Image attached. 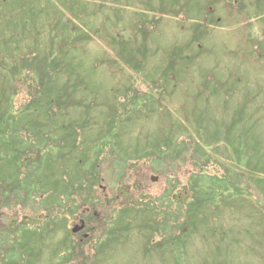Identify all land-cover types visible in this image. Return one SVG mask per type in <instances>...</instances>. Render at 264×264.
<instances>
[{"label": "rangeland", "instance_id": "1", "mask_svg": "<svg viewBox=\"0 0 264 264\" xmlns=\"http://www.w3.org/2000/svg\"><path fill=\"white\" fill-rule=\"evenodd\" d=\"M190 1L192 2L189 5H182L181 1L182 7L176 5L174 8L176 12L180 9L185 14L188 11L187 16L170 13L171 16L162 15L161 17L158 12L150 14L145 12L146 6H150V3L154 10L162 7L159 0H0V101L3 98L7 100L11 95L8 91V84L11 83L8 72L13 66L12 61L23 62L25 68L35 63L27 69L30 78L24 79L20 84L33 88L30 85L35 84L30 83L31 71L36 84L39 82L41 72L38 70L37 62L42 59V56L37 57L35 53H29L30 51L24 47L25 43L29 46L34 44L28 38L39 40L40 54L46 55L53 50L51 59L59 55V48L65 46L63 44L67 43L68 46L69 42L72 49H68L66 59L72 61L76 83L86 84V87L84 90H75L71 98L72 105L65 110L66 117L63 123L75 122V129L74 127L72 129L79 135L77 144L80 148L87 147L86 142L94 140V136L99 132L105 134L102 126L107 127L105 123L108 122L105 121L114 114H118L114 105L125 100L122 95L125 90L128 102H135L136 106H134L135 116L130 115L119 124L115 122V131L119 137L114 143L116 147L121 146L123 154L135 153L136 150L142 152L144 149L156 150L158 145L164 144L167 148V133L172 136L176 134V131H178L177 136L179 134L181 136L180 143L185 142L187 146L197 143L203 147V144L199 143V131L202 132L201 136L210 141L214 140L216 134L221 137L222 133L216 132L218 130L215 129V124L217 121H222L223 116L235 114L237 97L239 96V102L243 101L240 93L244 92L248 97H252L256 95L253 93L257 92L260 100H264V0L262 2L256 0L259 2L257 6L254 0ZM27 2H30L32 6L26 4ZM22 6L18 14L3 15ZM166 8L171 10V6ZM81 12L86 20L80 15ZM208 13H211L213 17H209ZM141 15H147V17H136ZM188 18L191 19L187 20ZM85 21L86 24L83 23ZM27 22L33 23L35 27L29 28L22 25ZM197 24L200 26L198 25V31L195 32L193 28H196ZM203 27H207V31ZM79 28L83 31H79ZM118 34L125 45L122 48L123 55L127 56L130 64H125L119 57L120 46H116L114 50L112 38L117 37ZM25 35H28V38ZM51 38L55 40L52 42ZM71 38L75 39V43ZM193 39L195 42H192ZM186 43H191L189 48ZM177 46L180 48L175 56L179 54L180 57L175 59L174 67L167 73L164 65L171 58L173 50L178 49ZM60 59L64 60L65 57L62 56ZM16 68H18L17 65ZM230 74L232 78H229ZM66 79L65 75L58 76L56 84L61 87L63 82H69L65 81ZM69 84L72 83L69 82ZM201 84H224L225 92L231 90L234 84L235 87L232 90L237 89V93L227 102V110H229L228 112L225 110L227 115L222 112L223 106L220 104L224 102L223 98L226 101V96L217 94L220 100L217 98L214 100L202 90ZM130 89L134 91H129ZM25 92V87H18V95L12 101L13 111L23 104ZM32 100L33 97L26 99L24 104ZM257 108L258 113L252 116L250 131L259 141V137H263L264 140V121L258 127L259 123L256 120L264 119V107ZM2 109L0 106V112ZM88 112L91 113L90 116ZM196 114H201L202 119ZM83 120H87V126L83 124ZM227 121H230L229 117ZM26 123L27 120L21 118L17 129H22ZM130 125L132 126L128 129ZM65 126H62V130L52 137L61 145L65 143L64 135L67 131L63 129H66L67 125ZM0 136H4V133L0 132ZM17 139L21 140L20 134L17 135ZM39 143L42 144L43 141L40 140ZM251 145L252 142L250 148ZM191 148L189 147L187 153H184L183 158L186 162L182 159L175 165L180 181L177 188L182 202L186 201V190L190 187V174L194 170L193 166L196 167L194 160L199 154L189 152ZM231 151L229 147L227 155L229 164L225 162L224 166L230 165L233 173H236H234L237 176L236 180H239L242 186L251 185L242 174L244 172L247 175L249 172L255 175L254 180L249 178L253 181L250 192L243 194L246 203L243 204L240 201V204L244 206L242 216L239 222L236 216L223 217L221 226L218 224L219 218H215L214 222L212 218L207 228L208 233L218 230L219 235L212 234V237L207 238L205 234V241L196 239L195 242L190 243L185 254L188 264H195L197 260L198 264H203L201 250L204 245L212 242H215L214 245H219L221 240L225 242L227 238L223 237V231L228 233L227 236L235 242L231 245L233 253L229 255V263L226 264H264V232L258 224L255 223L254 226L248 220L242 221L243 216L257 202L252 193L256 182L260 179L258 189L264 191V176L259 175L260 170L253 173L252 169L247 171L240 166L239 172H236L238 164L233 157L230 158ZM207 152L206 154L209 155ZM262 157L263 161H259L258 165L262 163L261 166H264V149ZM149 167L150 164L145 161L131 165L122 191H131L134 197L143 192L145 200L162 193L168 184L166 180L150 171ZM104 168L106 174L102 175L99 184L95 186L96 193L93 194L102 199L110 198L117 193L116 190L113 191L115 184L108 175L107 167ZM131 170L137 174L133 175L135 172ZM203 170L212 174L217 173L213 176L225 175V172L222 171V174L212 161ZM155 176L158 177L157 180L151 181V178ZM15 213L10 220H19V218L21 221L27 220L29 225L24 222L25 229L35 230L44 225L42 216H45L46 212H40V209L36 207L20 209V212ZM58 222H60L59 217L55 219V226H63ZM84 222V219L79 217L71 218L66 221L65 228L67 227V230L72 228L73 224L78 225ZM261 226L264 230V224ZM90 229L97 228L93 226ZM5 230L10 229L0 228L1 233ZM230 230L233 232L230 233ZM26 237L27 240L34 241V245L30 247L33 254L37 252L38 257L27 255L28 257L19 260L21 264H57L59 258H52L54 246L58 244V250L70 247L62 241L65 238L64 228L51 233L42 228L36 233L27 234ZM87 242L85 241L84 246L79 250L80 255H73L70 264H78L81 260L85 263L92 257L93 254L89 248L91 244L86 245ZM9 243L8 246L11 249ZM21 243L23 245L24 241ZM130 243L127 246L109 248L106 252L107 257L115 261L109 264H137L134 256L143 259L140 243L136 239L131 240ZM39 244L42 248L38 247ZM158 259L156 257L153 262ZM15 261L18 260H12V262ZM105 263L106 261L103 264Z\"/></svg>", "mask_w": 264, "mask_h": 264}, {"label": "trees", "instance_id": "2", "mask_svg": "<svg viewBox=\"0 0 264 264\" xmlns=\"http://www.w3.org/2000/svg\"><path fill=\"white\" fill-rule=\"evenodd\" d=\"M181 1L182 5H189L192 2L190 0H159L162 7H157L154 10L150 3V6H146L145 12L149 14L158 12L161 17L162 15L168 16L171 12L179 14L174 8L176 5L182 7ZM165 5L171 6V10ZM136 17L142 18L147 17V15ZM196 26L193 28L195 32L199 28L198 25ZM28 27L35 26L30 23ZM78 30L83 31L81 28ZM141 34L144 35V32L141 31ZM88 39L91 38L88 37ZM50 40L53 42L55 39L51 38ZM71 40L75 43L74 38ZM112 42H114V49L116 46H122V48L125 46L123 43L121 44L120 34L112 39ZM192 42H195V39ZM186 44L188 48L191 45V43ZM34 48L36 49L37 46ZM122 48L121 53L118 54L117 51L115 53L125 60ZM176 48L178 49L173 50L171 58L164 65L167 73L174 67L175 59L180 57L179 54L175 56L180 47L177 46ZM60 55L62 56V53ZM56 60L57 58L54 59V57L52 59L46 58L48 64L43 66L46 68L43 79L47 80V84H37L27 93V97L35 96L36 101L30 105L22 106L18 112H15L17 117L11 115L9 109L3 108L0 112V130L4 133V136H0V222H7H2L3 225L0 224V228L7 227L10 229L0 232V264H6V262H9L8 264H21L19 260L28 257L27 255L38 257V254L32 253L33 250L30 247L33 246L34 241L27 240L26 237L27 234H33L37 231H26L22 227L14 230L11 225H15L16 220L10 222L7 216L4 217L9 212H20V209L27 207L30 209L36 207L40 209V212H46V215L42 216L45 227L51 224L55 226V219L59 216L60 222L58 223L63 226L57 225V227L65 230V238L62 241L68 243L71 248H65L62 252H68L67 255L69 256L77 253L78 248H75V245L79 247L80 244L77 242L80 239L76 236L78 241L76 244L72 242L74 240L72 239L73 235L70 230H66V221L75 217L84 219L85 223L88 224H86V232L89 234L86 245L91 244L89 248L93 255L88 262L84 263L82 260L83 263L78 264H103L105 259L110 258L106 256L109 248L127 246L133 239L140 243L143 250V259L134 256L137 264H148V262L151 264H188L185 254L190 243L195 242L196 239L205 241V234L207 238L208 236L212 237V234L219 235L218 230L208 233L207 228L210 226L209 223L212 218L213 222L215 218H219V226L223 224V217L236 216L237 222L240 220L241 208H243L240 201L246 203V200L241 196L243 192H238L240 182L236 180L235 172L233 173L230 165L224 166V161L216 160L215 155H206L204 150L209 149L218 155L219 146H224L227 149L230 147L232 149L230 158L233 157L238 164L236 172H239L238 169L243 167L247 171L252 169L253 173L260 170L259 175H264V166H261L262 163L258 165L259 161H263L264 140L263 137H259V141H257V136L255 134L252 136L250 131L252 116L258 113L257 107H264V100H260L259 93H253L256 95L252 98L245 93H240L244 100L236 103L235 114L233 113L230 121L222 120L215 124V129L218 130L216 132L221 131L222 133L221 137L216 134L214 140L210 141L201 136L202 132L199 131V143H202L203 147L197 143L190 145L192 146L191 153L199 154L197 155L198 158L194 160L196 167L193 166L194 170L190 174V187L186 190V201L182 202L177 188L180 181L175 165L180 163L182 159L186 160L183 156L187 148L185 142L177 143L180 136V134L177 136L178 131L172 135L168 140L169 142L167 141L168 144L166 142L167 148H164V144L163 146L158 145V150L144 149L142 153L136 150L135 153L123 154L121 146L116 147L114 143L119 137L115 133V122L119 124L122 119V115L116 114L109 119V126L103 128L105 134H100V132L96 134L94 140L86 142L87 147H79L77 144V140L80 139L79 135L70 125L63 129L65 132L67 131L64 135V146L57 142V139H52L55 135L46 132V130L48 125L53 122L50 115L44 116L43 112L44 114L50 112V107L55 103L59 107L68 108L67 101H71L69 99L70 93L67 94L66 89L63 88L64 85L57 87V75L60 74L61 67L56 63ZM42 61H38L37 64H41ZM232 85L231 90L235 87L234 84ZM66 88L69 89L70 87L66 85ZM201 88L203 91L209 92L211 98L218 94L217 91H220L217 85L212 84H201ZM231 90L228 91L230 95ZM14 95L16 93H11L7 99L8 105H11L10 101ZM7 100L3 98L0 103L7 105ZM224 104V109L227 110V103ZM129 110L127 109L125 114ZM43 116L44 118L41 120L39 117ZM26 117H28L27 123L20 129L21 140H18L17 135L19 133L14 131L18 130V121L21 118L26 119ZM199 118L202 119L201 114H199ZM256 121L260 127L264 119L257 118ZM83 124H88L87 120ZM254 126L253 124V128ZM58 127L59 130H62L60 125ZM129 128L131 127L129 126ZM8 131L13 133L9 134ZM33 137L37 140L40 138L44 141L49 140L47 142L49 146L43 148L41 147L42 144L35 146L31 143L34 141ZM55 142L57 143L56 146ZM247 145L249 146L247 147ZM140 161L148 162L150 164L149 170L158 174L168 184L162 193L150 196L147 200H145L143 192L135 198L131 191H122L130 166ZM211 161L221 170V173L222 171L225 172V175L213 176L217 173L205 172L203 169ZM104 167H107L108 175L111 176L112 183L116 185H113V191L116 190L117 192L114 196L106 199L93 196L96 193L95 186L99 184L102 175L106 174ZM131 171L135 172L134 170ZM135 174L137 172L133 173V175ZM243 176L255 177L249 172L247 175L243 172ZM59 200L61 207L60 213L58 212L59 215H57L55 212L58 210L55 208V202ZM83 207L84 209H82ZM15 212L13 214H16ZM92 225L97 229L91 230ZM212 225L216 224L212 223ZM232 232L230 230V233ZM227 235L226 233L223 236L227 240L225 242L221 240L219 245H214L215 242L206 244L211 247V250L207 251L204 247L202 251L205 254L203 264L229 263V255L233 253L231 245L235 242ZM213 240L215 239L213 238ZM22 241H24L23 245ZM8 242H10L11 249H9ZM84 244L85 241L83 246ZM141 248L140 252L142 253ZM97 257L102 259V263L96 261ZM156 257L159 259L153 262ZM13 259L18 261L12 262ZM109 262L115 261L110 259ZM65 263L62 261L61 264Z\"/></svg>", "mask_w": 264, "mask_h": 264}, {"label": "water", "instance_id": "3", "mask_svg": "<svg viewBox=\"0 0 264 264\" xmlns=\"http://www.w3.org/2000/svg\"><path fill=\"white\" fill-rule=\"evenodd\" d=\"M74 231H78V230L75 229Z\"/></svg>", "mask_w": 264, "mask_h": 264}]
</instances>
